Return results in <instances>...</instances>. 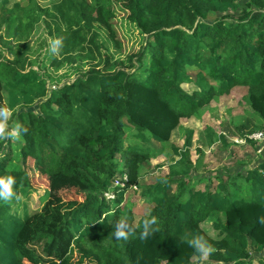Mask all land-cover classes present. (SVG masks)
<instances>
[{"label":"trees","instance_id":"trees-1","mask_svg":"<svg viewBox=\"0 0 264 264\" xmlns=\"http://www.w3.org/2000/svg\"><path fill=\"white\" fill-rule=\"evenodd\" d=\"M239 1L0 0V49L8 54L0 56V107L9 112L5 131L20 129L0 138V177L13 176L19 196L0 200V264H73L74 250L87 258L80 264H254L249 246L264 251V157L197 188L189 179L193 129L185 127L182 146L170 144L177 158L167 173L150 184L139 174L149 166L142 142H169L182 117L236 86L246 88L252 109L236 129H264V0H243L241 8ZM119 9L147 35L138 53L116 56L100 39V28L114 36ZM39 22L50 39L63 38L52 67H87L53 89L32 67L29 44H20ZM205 131L207 145L226 144L211 126ZM124 168L145 201L136 219L132 205L118 207L123 189L103 195ZM31 169L47 181L38 208L25 200L34 189ZM215 212L223 220L215 218L211 236L201 223ZM149 213L156 223L141 239ZM120 219L132 233L115 240ZM192 236L211 246L206 260L187 243ZM257 263L264 264L261 255Z\"/></svg>","mask_w":264,"mask_h":264},{"label":"rangeland","instance_id":"rangeland-1","mask_svg":"<svg viewBox=\"0 0 264 264\" xmlns=\"http://www.w3.org/2000/svg\"><path fill=\"white\" fill-rule=\"evenodd\" d=\"M53 0H38L41 5H48ZM117 3H122L123 0H116ZM239 7H243V0L239 1ZM232 15H238L239 9L229 12ZM125 11L119 9L117 16L111 20L114 31V38L104 29L100 28V39L106 41L110 52L117 55H126L128 53H138L139 49L144 45V38L147 35L139 32L137 27L125 18ZM44 25L39 22L36 29L28 39L20 44H29V58L40 76H43L48 82L49 88L53 89L58 85L71 81L79 72H83L87 67L86 63L78 65H63L60 68H54L50 65L49 41L50 37L46 34ZM114 39V40H113ZM119 42L116 46L114 43ZM8 55L5 50L0 49V56ZM196 71L195 67H190L189 72L193 75ZM182 87L186 91H191L194 88L192 83H184ZM246 88L243 86H236L231 89L229 94L217 95L210 100L209 103L203 105L190 117H182L180 119V126L172 131L169 142L159 143L152 140L142 142V146L149 147V166L139 168L141 174L140 181L144 184L152 183L158 176L167 173V165L177 157L172 153L170 144L173 143L179 147L183 144V129L189 127L193 129V144L190 148V161L192 169L189 174L190 182L197 188L206 185L215 187L219 179L225 181L227 175L236 174L240 171L245 172L248 168L264 157V129H256L261 131L263 136L261 139L255 141H245V143L236 142L238 138H243L244 134L240 133L236 128L245 121V118L252 119V109L245 99ZM33 108V107H31ZM37 110V106H36ZM211 126L217 134H222L226 138V144L220 140H215L211 145L206 144L205 126ZM133 142L128 139L126 142ZM29 165H33V159L29 158ZM31 182L33 190L30 191L29 196L25 198L30 208H38L42 204L44 192L47 189V181L45 175L40 174L37 170H30ZM123 178L117 179L119 182L112 185V188L123 189V201L118 207L124 205H132L134 218H138L141 214L144 199L139 196L140 186L138 184H131L128 180L127 169L122 170ZM116 179V176H114ZM124 177H127L124 182ZM113 179V181H114ZM120 183H123L122 185ZM131 187L132 189H130ZM127 188V189H126ZM76 195H74L75 197ZM73 194H67L65 198H71ZM79 196L78 198H80ZM216 217L223 220V215L215 212L201 223V226L209 235H216V231L212 229V222ZM250 253L254 258V264L257 263V256L264 258V251L257 252L253 250L250 245ZM71 262L73 264H80L81 261L87 258L82 256L77 250L72 253ZM207 255H202L200 262L206 260ZM197 258H194L195 263H199ZM93 261V259H91Z\"/></svg>","mask_w":264,"mask_h":264},{"label":"clouds","instance_id":"clouds-1","mask_svg":"<svg viewBox=\"0 0 264 264\" xmlns=\"http://www.w3.org/2000/svg\"><path fill=\"white\" fill-rule=\"evenodd\" d=\"M63 38L56 37L50 39L49 41V51L55 56L60 48L62 47ZM9 116L8 110L3 107H0V138L4 136H16L20 134V129L18 126L12 128L9 131H5L7 127V119ZM15 183V179L11 175L0 177V200L8 201L11 199H19L17 193L13 190L12 185ZM156 223V217L151 216L150 213L147 214V217L143 219L140 228V238L145 239L151 235L153 228L152 226ZM132 233L130 225L126 222V219H120L115 223L114 229L112 231V237L115 240L127 239L128 235ZM187 243L190 247L194 249L195 252L200 253L201 255H206L211 251V246L208 242L199 236H192L187 239Z\"/></svg>","mask_w":264,"mask_h":264},{"label":"built area","instance_id":"built-area-1","mask_svg":"<svg viewBox=\"0 0 264 264\" xmlns=\"http://www.w3.org/2000/svg\"><path fill=\"white\" fill-rule=\"evenodd\" d=\"M262 136H263V134H262L261 131H259V132L252 131V132H249V133L245 134L243 138H238L235 141L236 142H240V143H245V141H249V140L250 141H255V140L261 139ZM122 178H123V175L122 174H121L120 177H116V179H114V181L112 182L111 186L106 191L103 192V195L106 198L110 199V198H113L115 196V193L113 191V189L115 187L112 188V185L114 184V182L115 183H118L119 182L117 179L121 180ZM124 179H125L124 182H126L127 177L126 178L124 177ZM120 184L122 185L123 183H120ZM118 190H120V189H118Z\"/></svg>","mask_w":264,"mask_h":264},{"label":"crops","instance_id":"crops-1","mask_svg":"<svg viewBox=\"0 0 264 264\" xmlns=\"http://www.w3.org/2000/svg\"><path fill=\"white\" fill-rule=\"evenodd\" d=\"M260 160H261V159H259L254 165H256ZM254 165H253V166H254ZM250 168H251V167H250Z\"/></svg>","mask_w":264,"mask_h":264}]
</instances>
